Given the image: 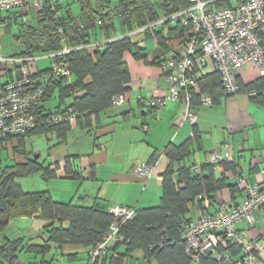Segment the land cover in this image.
Returning <instances> with one entry per match:
<instances>
[{
	"label": "crops",
	"instance_id": "crops-1",
	"mask_svg": "<svg viewBox=\"0 0 264 264\" xmlns=\"http://www.w3.org/2000/svg\"><path fill=\"white\" fill-rule=\"evenodd\" d=\"M8 15L22 18L24 24L25 17L29 16L25 9L12 10ZM34 15L36 14L30 12L29 18H34ZM9 19L10 17L7 21ZM0 22L4 23V20ZM159 29L162 30H157ZM165 32L161 35L162 44H159L157 36L138 34L133 37L140 43L139 50L144 59H134L129 53L123 55L122 61L130 80L123 94L125 103L122 106H113L97 117L93 115L90 126L73 122L63 140H58L53 135L49 139L40 135L30 137L29 152L32 151L33 157L37 156L34 160L38 161L41 160V154L31 146L32 138H43L51 142L45 160L40 163L43 167L50 166L55 173L48 179L42 178L41 172L29 176L35 180L41 177L40 182L33 180L31 189L22 188L23 191H45L57 203H71L101 210L115 207L137 210L150 208L159 203L162 175L169 166L163 150L169 145L180 146L188 140L189 154L179 163L174 162L175 168L180 165L185 168L198 166L203 174H207L210 169L209 154L215 150H220L223 154L224 146L228 148V159L221 164L220 170L212 168L213 178L222 181L224 186L210 191L209 199L204 202L195 200L188 205L187 219L195 221L201 211L214 215L224 202L231 205L242 203L244 192L237 189L235 183L237 171L250 185L264 179V93L261 98H251L243 93L221 95L208 108H201L198 103L192 105L191 110L197 115L195 124L183 121L184 107L180 100L168 101L163 108L157 110L142 106L146 100L161 98L167 94V84L158 63L183 53L185 35L183 38L175 33L173 36L164 35ZM49 65L50 61L45 58L35 60L27 68L32 79L38 83L41 73ZM213 72L208 65L206 70H201L197 75ZM16 77V71L11 70L6 76L0 77V82L15 80ZM257 78L258 74L251 65L237 71V80L242 84H249ZM55 97L54 94L47 103L50 108L56 105ZM16 158L17 164H23L26 160L24 157ZM138 162L154 164L151 178L144 181L134 174ZM12 165L13 163L5 167ZM71 172L79 176L71 178ZM63 183L66 190L59 191L60 195H54L51 185L62 189ZM20 186L22 187L21 184ZM254 218L255 224L252 227L239 224L238 229L244 231L247 238L257 239L261 248L260 255L264 258V209L256 212ZM51 223L38 214L8 221L0 240L16 241L22 247L16 253L13 264L88 263V248L47 242L45 228ZM53 226L65 228L68 223L53 221ZM45 245L48 248L42 253L40 248ZM126 252L125 245L111 243L99 264H113L118 256H123L120 264H146L140 250H134L128 255Z\"/></svg>",
	"mask_w": 264,
	"mask_h": 264
},
{
	"label": "trees",
	"instance_id": "trees-1",
	"mask_svg": "<svg viewBox=\"0 0 264 264\" xmlns=\"http://www.w3.org/2000/svg\"><path fill=\"white\" fill-rule=\"evenodd\" d=\"M71 1L81 7L76 14L71 12L72 4L67 0L56 4L46 3L41 12H35L38 27L35 29V27L26 26V23L23 24L17 37L18 53L5 56L23 58L46 55L60 51L64 47L71 50L67 58L71 82L64 84L54 80L50 83L41 105L36 110L37 124L30 132L29 138L40 135L49 139L53 135L58 140H63L73 122L78 121L90 126L93 115L97 117L113 107V97L123 96L130 80L129 72L122 61L123 55L129 53L134 59H144L138 42L133 39L135 35L129 36V34L187 5V0H116V6L108 8L109 3L101 0L107 9L102 15L98 0ZM234 1L236 0H217L214 7L231 6ZM111 14L115 16L114 19H111ZM115 19L119 23L118 30L114 27ZM159 28L162 30L159 29V31L158 28L153 30L159 44L163 43V36H161L163 31H166L164 35L173 36L175 33L184 38V31L179 27ZM117 32L119 34H116ZM143 34L149 35L148 31ZM97 36H99L98 39ZM119 37L120 39H117ZM93 43L101 44L93 49L87 48ZM4 68L0 77L6 76L11 70L16 71V79L22 77L20 67L6 66ZM196 80L199 94H209L213 101L221 96L217 72L208 75L199 74ZM34 84L37 85V82L34 81ZM239 85L238 94L248 95L254 92L255 95L250 96L251 98H261L264 93V76H258L256 80L246 85L239 82ZM54 94L56 105L50 108L47 103ZM197 103L199 104V95L192 92L191 105ZM142 106L144 107V102ZM148 109L157 110V108ZM68 111H71L74 116L73 122L50 124L48 118ZM21 141L22 139L0 141V150L2 147L9 148L12 162H14L12 166L4 167L0 171V238L10 219L32 217L38 214L52 222L45 228L48 234L47 242L60 246L64 243L83 246L90 251L103 240L114 222V217L108 209L57 203L45 191H23L16 179L27 178L39 172L42 178L48 179L54 175L55 170H51L50 166L43 167L41 161L34 160L33 154L28 152L25 154ZM189 147L190 140L180 146L169 145L163 150V154L169 160V166L162 175L159 203L150 208L139 210L135 208L133 219L120 228L123 237L121 244L126 246L127 255L134 250H140L146 264L151 262L155 264H221L214 256L201 257L195 263L185 253L181 235L184 226L192 221L186 217L188 205L195 200L204 202L209 199L210 191L224 186L222 181H216L213 178V167L210 164L207 174H203L202 170L196 174L192 171L193 167L185 168L180 165L175 168L173 166L174 162L179 163L188 156ZM18 156L26 158L25 164H17ZM77 176L79 175L75 172L69 173L71 178ZM236 187L243 190L237 184ZM201 212L205 214L204 211ZM53 221L67 222L68 226L54 227ZM47 248L48 246L45 245L40 248V251H45ZM21 249L19 242L0 240V263L13 264L16 253ZM222 251H227L231 255L237 253L236 248L232 246H220L218 252ZM122 257L115 258L113 264H120ZM100 260L95 264H99ZM128 262L130 263L129 259Z\"/></svg>",
	"mask_w": 264,
	"mask_h": 264
},
{
	"label": "built area",
	"instance_id": "built-area-1",
	"mask_svg": "<svg viewBox=\"0 0 264 264\" xmlns=\"http://www.w3.org/2000/svg\"><path fill=\"white\" fill-rule=\"evenodd\" d=\"M65 0H0V12L31 8L39 13L43 6L61 3ZM217 0H187V5L176 12L164 15L156 22L129 34L134 36L148 31L155 37L154 29L179 27L184 31L183 53L164 60L159 67L167 84V94L161 98L144 102L146 108L161 109L168 101L180 100L184 107L183 121L195 124L197 115L191 110L192 92L199 95V106L208 108L213 99L209 94H199L196 76L210 65L219 75L222 96L236 95L240 85L237 71L251 65L258 76H264V0H236L231 6L214 7ZM117 39H120L117 38ZM101 43H93V49ZM103 44V43H102ZM140 45V43L138 44ZM70 49L41 56L0 57V75L4 67L21 68L22 77L8 83L0 82V141L29 138L37 124L36 110L41 105L50 83L54 80L70 84L71 73L67 61ZM47 58L49 68L41 73L40 82L34 84L28 72L30 63ZM250 92L248 96H254ZM114 106L125 103L122 95L113 97ZM51 123L73 122L71 111L48 118ZM227 146L224 152L215 150L208 156V162L216 170L228 159ZM154 165L138 162L134 174L144 181L154 174ZM200 167L192 171L199 174ZM235 183L243 188L244 201L238 205L224 202L214 215L199 213L195 221L188 222L183 229L186 255L195 263L201 257L214 256L221 264H264L257 239H249L238 229L239 224L252 227L254 214L264 209V179L252 185L239 171ZM108 212L114 222L103 240L88 253L87 264H95L107 253L106 247L123 242L120 228L135 215V208L115 207ZM220 246L236 248V255L227 251L218 252Z\"/></svg>",
	"mask_w": 264,
	"mask_h": 264
},
{
	"label": "rangeland",
	"instance_id": "rangeland-1",
	"mask_svg": "<svg viewBox=\"0 0 264 264\" xmlns=\"http://www.w3.org/2000/svg\"><path fill=\"white\" fill-rule=\"evenodd\" d=\"M67 1L69 3L72 2L71 0H67ZM106 2L109 3V5L107 6L108 8H110V7L114 8L116 6L117 1L116 0H106ZM71 4H72L71 5V12L73 14H76L77 12L80 11V9H81L80 5H78L77 3H74V4L71 3ZM98 5H99V8L101 9L100 12L103 15L104 11L107 10L106 5L101 0H98ZM25 10H26V13H28V15H29V16H27L28 18L25 17L26 26H32V27H35V29H36L38 27L37 18L35 16H34V18H32V16H31V18H29L30 12L34 14L35 11L31 8H27ZM9 17H10V19L7 21V19ZM114 17L111 14V19H114ZM15 18L11 15L9 16L8 13H0V21L4 20V23L0 22V57L11 56V55L18 53L19 48H18V43H17V37L20 34V29L23 27L24 20L20 17H15ZM113 23H114L115 30H118L119 29L118 21L115 19V20H113ZM40 59H42V58H40ZM206 69H204V70H206ZM29 140H30V138H25V139H22V141H21V143H22L21 147L24 148L23 150L25 151V154L27 153V151H28V154H32V151L29 152L30 151V141ZM31 146L33 147L35 152L41 154V160L40 161H43V160H45V158L47 156L46 153H47L48 149L51 148V147H49V146H51V142H47L43 138L33 137L31 140ZM11 158H12V154H11V151L9 150V148L2 147V149L0 150V169H3L8 164L14 163V162H12ZM40 178L41 177H39V179H37V180H35L31 177L18 178V179H16V182L21 184L23 189H31L32 181L35 180V182H40ZM61 186L64 187L65 183H63ZM51 188L53 189L54 195H60L59 191H65L66 190L65 188H67V187H64L62 189H59L57 187L58 189H56L55 185H51Z\"/></svg>",
	"mask_w": 264,
	"mask_h": 264
},
{
	"label": "water",
	"instance_id": "water-1",
	"mask_svg": "<svg viewBox=\"0 0 264 264\" xmlns=\"http://www.w3.org/2000/svg\"><path fill=\"white\" fill-rule=\"evenodd\" d=\"M34 158H37V156H36V157H34Z\"/></svg>",
	"mask_w": 264,
	"mask_h": 264
}]
</instances>
